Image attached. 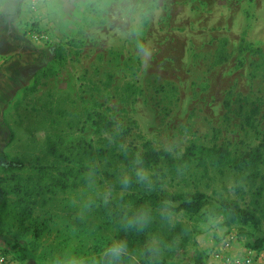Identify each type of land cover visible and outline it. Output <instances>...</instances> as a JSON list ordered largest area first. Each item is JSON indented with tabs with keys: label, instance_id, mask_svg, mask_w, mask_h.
<instances>
[{
	"label": "rangeland",
	"instance_id": "374dc122",
	"mask_svg": "<svg viewBox=\"0 0 264 264\" xmlns=\"http://www.w3.org/2000/svg\"><path fill=\"white\" fill-rule=\"evenodd\" d=\"M150 2L156 15L142 37L150 46L147 58L136 36L102 28L54 43L41 39L32 48L41 64L8 76L5 86L16 92L0 104V214L6 223L0 249L13 264H46L73 230L93 223L81 221L72 206L83 185L33 194L27 224L38 226L39 237L24 234L16 246V225L5 213L15 207V186L47 181L64 157L76 161L83 145L95 151L112 142H119V152L163 150L173 158L191 145L221 149L223 158L211 153L174 173L182 171L193 192L250 211L258 228L227 223L228 235L239 253L258 238L264 251V0ZM94 113L108 118L119 137L95 126ZM252 153L261 155L259 162L240 170L230 165ZM16 161L21 170L9 165ZM100 211L96 222L103 228ZM190 260L191 254L185 264Z\"/></svg>",
	"mask_w": 264,
	"mask_h": 264
},
{
	"label": "clouds",
	"instance_id": "9594fccd",
	"mask_svg": "<svg viewBox=\"0 0 264 264\" xmlns=\"http://www.w3.org/2000/svg\"><path fill=\"white\" fill-rule=\"evenodd\" d=\"M156 15L150 0H0V28H14L54 43L83 32L108 29L121 37L136 36L142 58L145 27ZM124 161L108 169L93 164L72 206L81 221L64 247L46 264H243L230 243L227 209L216 204L191 207L193 190L184 173L157 169L140 152L121 149ZM104 210L105 226L96 222ZM183 252V255H178Z\"/></svg>",
	"mask_w": 264,
	"mask_h": 264
},
{
	"label": "trees",
	"instance_id": "16d2710c",
	"mask_svg": "<svg viewBox=\"0 0 264 264\" xmlns=\"http://www.w3.org/2000/svg\"><path fill=\"white\" fill-rule=\"evenodd\" d=\"M131 89L134 90V87L131 86ZM134 92V91H133ZM134 95V94H133ZM95 121L94 125L99 129L105 132H109L113 135V130L110 126L112 123L102 114L94 113ZM116 135V136H115ZM114 138L119 137L117 133H114ZM119 142H112L111 148H98L97 150H93L89 147V145H83L80 148V153L78 154V159L76 161H70L68 157H64L63 161H65V165L62 168L58 166L53 168L54 174L53 176L48 175L47 181L43 182L41 180L34 183V185H21L17 184L15 187V195L17 196L16 204L11 210V214L9 211L7 212L11 219L14 220V224L16 225V231L13 233L16 235V243L15 245H20L19 240L25 236L24 234H33L35 238L39 237V228L37 225L33 224L32 227L28 225L27 222L31 218V208L30 204V196L41 195V194H55L57 191H65L69 188L77 187L78 185L84 184V175L88 172L89 167L93 164H103L105 166V176L110 177L111 172L108 169L116 168L121 165L124 161V157L117 149V144ZM50 152H54L53 148ZM135 153V151H131ZM214 154L223 158V151L221 149L215 148H203L195 145L189 146L186 153L179 158H173L171 155L163 150H153L147 149L141 154L144 156L147 163L151 166L156 167L157 169H168L171 172H175L177 169H183L185 165L191 164L195 162H203L204 157L208 156V154ZM80 155V157H79ZM88 156L91 157V161L88 164H85L82 160L89 159ZM196 156L197 159H194ZM261 159V155L259 153L248 154L241 158H236L230 161V165L235 170H240L244 168L246 165L259 162ZM11 168L21 170L23 165L21 162L16 161L15 163L9 164ZM193 200L191 203V207L199 211L200 208L205 207L206 205L216 204L222 208L227 209V223L228 225L234 223H241L244 225H251L255 228H258V222L255 219V216L248 210L240 208V206L234 201H214L207 195L201 192H193ZM3 203L0 205V210H3ZM5 209V207H4ZM101 218L104 217L105 213L103 209H99ZM5 221L1 217L0 214V234L4 232ZM6 232L11 233L10 226L7 228ZM263 239L258 238L251 244V250L263 251L262 248ZM14 245V246H15ZM3 252H7L5 249H0Z\"/></svg>",
	"mask_w": 264,
	"mask_h": 264
},
{
	"label": "crops",
	"instance_id": "0c3cea01",
	"mask_svg": "<svg viewBox=\"0 0 264 264\" xmlns=\"http://www.w3.org/2000/svg\"><path fill=\"white\" fill-rule=\"evenodd\" d=\"M41 40L35 39L27 32H21L14 28H0V104L5 105L16 90L5 82L9 80L8 76L14 72H25L28 66H39L38 51L32 48L41 46ZM25 60H31L32 63L26 64ZM0 134H4L0 129ZM4 136V135H3Z\"/></svg>",
	"mask_w": 264,
	"mask_h": 264
},
{
	"label": "built area",
	"instance_id": "2783aa9c",
	"mask_svg": "<svg viewBox=\"0 0 264 264\" xmlns=\"http://www.w3.org/2000/svg\"><path fill=\"white\" fill-rule=\"evenodd\" d=\"M35 39L41 40L37 35L32 34ZM230 236V243H233L234 237ZM242 257L243 264H264V251H257V250H246L243 253H239ZM0 264H13L7 254L0 250Z\"/></svg>",
	"mask_w": 264,
	"mask_h": 264
}]
</instances>
